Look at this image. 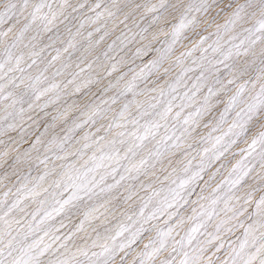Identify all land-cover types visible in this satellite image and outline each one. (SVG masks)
Segmentation results:
<instances>
[{"label":"snow or ice","instance_id":"snow-or-ice-1","mask_svg":"<svg viewBox=\"0 0 264 264\" xmlns=\"http://www.w3.org/2000/svg\"><path fill=\"white\" fill-rule=\"evenodd\" d=\"M0 264H264V0H0Z\"/></svg>","mask_w":264,"mask_h":264}]
</instances>
